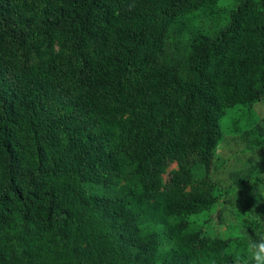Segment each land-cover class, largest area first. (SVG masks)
Segmentation results:
<instances>
[{
    "label": "trees",
    "instance_id": "1",
    "mask_svg": "<svg viewBox=\"0 0 264 264\" xmlns=\"http://www.w3.org/2000/svg\"><path fill=\"white\" fill-rule=\"evenodd\" d=\"M218 1L0 0V264L248 257L259 222H210L243 181L213 176L223 138L264 143V0L187 27Z\"/></svg>",
    "mask_w": 264,
    "mask_h": 264
},
{
    "label": "rangeland",
    "instance_id": "2",
    "mask_svg": "<svg viewBox=\"0 0 264 264\" xmlns=\"http://www.w3.org/2000/svg\"><path fill=\"white\" fill-rule=\"evenodd\" d=\"M233 0H219L214 11L208 14L207 11L196 12L186 17L187 27L201 28L208 26L214 18L223 22L225 18V7H229ZM189 33V32H188ZM186 28L177 34L171 31L167 34L168 57L177 61L179 72L181 73L185 65L186 43L188 42ZM179 49V51H178ZM183 53L180 58V54ZM263 98L254 107V114L258 118L257 130L264 136V86ZM248 139L242 135L225 136L217 149L216 169L214 178L221 186H227L235 179H242L241 184L236 185L234 192L222 202L216 210L211 212L212 221L210 224L217 229L216 233L221 234L231 223L237 220V210L244 216L250 217L260 226L246 233L250 242L264 238V143L260 147L248 148ZM177 168L176 163H172L162 174L163 179L169 171ZM256 178V179H255ZM247 230V229H245ZM249 231V230H248Z\"/></svg>",
    "mask_w": 264,
    "mask_h": 264
},
{
    "label": "clouds",
    "instance_id": "3",
    "mask_svg": "<svg viewBox=\"0 0 264 264\" xmlns=\"http://www.w3.org/2000/svg\"><path fill=\"white\" fill-rule=\"evenodd\" d=\"M264 264V238L258 241L250 242L248 245V257L241 259L237 257L235 264Z\"/></svg>",
    "mask_w": 264,
    "mask_h": 264
}]
</instances>
